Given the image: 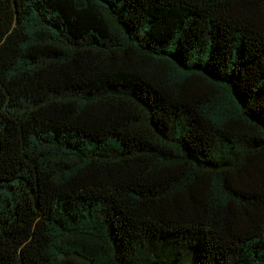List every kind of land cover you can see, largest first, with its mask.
Instances as JSON below:
<instances>
[{"label": "trees", "instance_id": "trees-1", "mask_svg": "<svg viewBox=\"0 0 264 264\" xmlns=\"http://www.w3.org/2000/svg\"><path fill=\"white\" fill-rule=\"evenodd\" d=\"M0 264H264V0H0Z\"/></svg>", "mask_w": 264, "mask_h": 264}]
</instances>
